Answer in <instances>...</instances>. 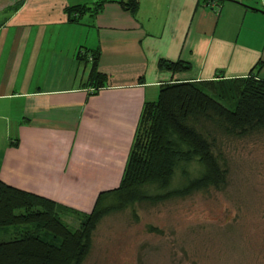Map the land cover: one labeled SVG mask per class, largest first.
<instances>
[{"label": "crops", "instance_id": "crops-1", "mask_svg": "<svg viewBox=\"0 0 264 264\" xmlns=\"http://www.w3.org/2000/svg\"><path fill=\"white\" fill-rule=\"evenodd\" d=\"M96 1L0 0V179L77 209L117 185L162 84L264 80V0H138L133 12L106 1L68 12ZM96 48L98 89L90 60L78 58ZM161 59L187 68H160Z\"/></svg>", "mask_w": 264, "mask_h": 264}, {"label": "trees", "instance_id": "trees-1", "mask_svg": "<svg viewBox=\"0 0 264 264\" xmlns=\"http://www.w3.org/2000/svg\"><path fill=\"white\" fill-rule=\"evenodd\" d=\"M106 1H116L131 12L138 7V0H97L93 7L77 4L68 12L94 13ZM99 56V48L78 55L90 60L88 78L95 89L106 78L98 70ZM159 67L175 71L187 64L161 59ZM261 133L264 80L252 74L162 84L157 98L143 106L117 185L96 195L78 227L63 219L72 208L0 179V230L17 233L0 241V264H81L103 216L134 203L156 204L224 187L225 142ZM145 185L156 190L143 189Z\"/></svg>", "mask_w": 264, "mask_h": 264}, {"label": "rangeland", "instance_id": "rangeland-1", "mask_svg": "<svg viewBox=\"0 0 264 264\" xmlns=\"http://www.w3.org/2000/svg\"><path fill=\"white\" fill-rule=\"evenodd\" d=\"M224 150V187L103 216L81 264H264V133L225 142ZM91 207L63 219L78 227ZM15 231L0 230V241Z\"/></svg>", "mask_w": 264, "mask_h": 264}, {"label": "water", "instance_id": "water-1", "mask_svg": "<svg viewBox=\"0 0 264 264\" xmlns=\"http://www.w3.org/2000/svg\"><path fill=\"white\" fill-rule=\"evenodd\" d=\"M223 1V0H222ZM235 1V0H234Z\"/></svg>", "mask_w": 264, "mask_h": 264}]
</instances>
